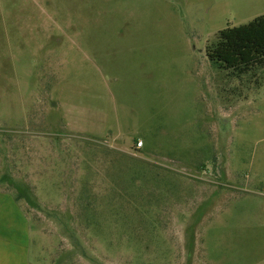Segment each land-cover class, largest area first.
<instances>
[{
  "label": "rangeland",
  "instance_id": "obj_1",
  "mask_svg": "<svg viewBox=\"0 0 264 264\" xmlns=\"http://www.w3.org/2000/svg\"><path fill=\"white\" fill-rule=\"evenodd\" d=\"M260 15L0 0V185L28 210L29 264H264V66L208 55Z\"/></svg>",
  "mask_w": 264,
  "mask_h": 264
},
{
  "label": "trees",
  "instance_id": "obj_2",
  "mask_svg": "<svg viewBox=\"0 0 264 264\" xmlns=\"http://www.w3.org/2000/svg\"><path fill=\"white\" fill-rule=\"evenodd\" d=\"M208 55L220 67L238 73H246L256 65L264 66V15L220 31L217 44Z\"/></svg>",
  "mask_w": 264,
  "mask_h": 264
},
{
  "label": "crops",
  "instance_id": "obj_3",
  "mask_svg": "<svg viewBox=\"0 0 264 264\" xmlns=\"http://www.w3.org/2000/svg\"><path fill=\"white\" fill-rule=\"evenodd\" d=\"M0 185V264H29V216Z\"/></svg>",
  "mask_w": 264,
  "mask_h": 264
},
{
  "label": "built area",
  "instance_id": "obj_4",
  "mask_svg": "<svg viewBox=\"0 0 264 264\" xmlns=\"http://www.w3.org/2000/svg\"><path fill=\"white\" fill-rule=\"evenodd\" d=\"M142 147V142L140 140H138L136 143H135V148L139 149Z\"/></svg>",
  "mask_w": 264,
  "mask_h": 264
}]
</instances>
